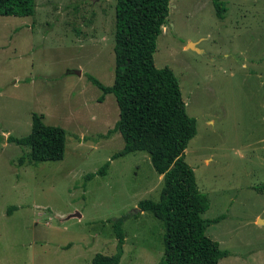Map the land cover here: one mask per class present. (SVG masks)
Returning a JSON list of instances; mask_svg holds the SVG:
<instances>
[{
  "label": "rangeland",
  "instance_id": "1",
  "mask_svg": "<svg viewBox=\"0 0 264 264\" xmlns=\"http://www.w3.org/2000/svg\"><path fill=\"white\" fill-rule=\"evenodd\" d=\"M35 2L33 16L0 15V264H92L117 253L123 217L118 264H158L164 223L138 206L160 200L163 176L145 151L113 158L119 107L88 79L114 83L116 0ZM219 3L222 17L214 0H170L154 62L197 121L185 158L209 199L201 216H223L206 230L230 253L219 264H264V0ZM33 113L67 131L62 160L21 165L30 150L8 137L28 135Z\"/></svg>",
  "mask_w": 264,
  "mask_h": 264
},
{
  "label": "trees",
  "instance_id": "2",
  "mask_svg": "<svg viewBox=\"0 0 264 264\" xmlns=\"http://www.w3.org/2000/svg\"><path fill=\"white\" fill-rule=\"evenodd\" d=\"M214 3L222 17L224 7L219 0ZM169 4L170 0H116L114 83L106 86L92 75L88 79L102 91L99 101L113 94L119 107V119L106 137L119 133L125 146L113 158L145 151L163 176L160 200H142L138 206L141 213L149 212L164 223V254L158 264H219L230 253L208 237L206 230L223 216L213 220L201 216L209 208V199L199 189L185 158L186 148L197 134V121L187 114L174 71L168 66L157 68L154 62ZM35 12V0H0L2 16L29 17ZM66 137L64 128L47 125L43 114L33 113L31 132L23 137L9 136L8 141L29 148L19 159L23 165L62 160ZM108 166L106 163L96 174L105 175ZM124 221L123 217L113 222L117 253L98 254L92 264L120 262Z\"/></svg>",
  "mask_w": 264,
  "mask_h": 264
},
{
  "label": "water",
  "instance_id": "3",
  "mask_svg": "<svg viewBox=\"0 0 264 264\" xmlns=\"http://www.w3.org/2000/svg\"><path fill=\"white\" fill-rule=\"evenodd\" d=\"M188 46H190V48H192L193 50H195V51H197V52H202L200 49H198L197 47H196V44L195 43H189L188 44ZM79 74H80V72H79ZM75 216H80L79 214H75ZM260 221H263L262 219H258V222H260Z\"/></svg>",
  "mask_w": 264,
  "mask_h": 264
}]
</instances>
